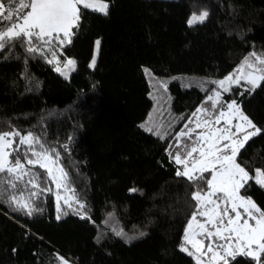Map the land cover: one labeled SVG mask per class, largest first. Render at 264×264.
Instances as JSON below:
<instances>
[{"label":"trees","instance_id":"16d2710c","mask_svg":"<svg viewBox=\"0 0 264 264\" xmlns=\"http://www.w3.org/2000/svg\"><path fill=\"white\" fill-rule=\"evenodd\" d=\"M103 1L107 16L80 7L73 42L58 53L77 62L69 80L19 45L0 52V131H32L59 152L86 213L81 218L74 202L61 204L67 215L57 220L55 184L33 168L41 188L52 191L41 193L35 203L42 210L30 216L9 202L11 189L0 195V264H60L59 256L73 264H196L180 250L195 202L169 156L175 134L161 139L140 127L154 108L150 79L234 73L254 50L264 51V0ZM203 10L207 20L190 27V16ZM169 89L182 123L210 94L179 82ZM241 91L233 87L223 102L235 99L261 129L237 158L253 175L264 170V82ZM241 191L264 210V189L251 181ZM230 264L254 262L237 257Z\"/></svg>","mask_w":264,"mask_h":264},{"label":"snow or ice","instance_id":"6c2138e0","mask_svg":"<svg viewBox=\"0 0 264 264\" xmlns=\"http://www.w3.org/2000/svg\"><path fill=\"white\" fill-rule=\"evenodd\" d=\"M79 5L108 15L109 4L96 3L94 0H0V52L19 45L29 55L46 58L47 63L54 65L56 72L68 78L70 72L75 70L76 61L66 58L61 66L58 53H62L73 42V29L79 28L81 19ZM208 16L207 10L193 13L187 24L191 27L204 23ZM95 46L98 52L100 40L95 41ZM95 65L96 58L93 57L90 66ZM261 82H264V57L252 53L236 72L208 83L218 86L224 93L232 91L235 85L243 89L239 94L244 95L245 91L254 92ZM154 87L166 93L167 82L159 81ZM205 91L212 92L207 97L211 102V110L204 105L198 107L192 113L195 127L189 128V124L193 123L189 120L183 125V130L177 133V141L186 138L182 145L183 152L177 150L174 155L169 152L173 162L182 166L176 175L185 177L191 183L193 191L190 198L195 202L180 250L194 256L196 264H230L237 257L250 258L254 264H261L264 255V210L246 191L242 195L241 190L246 188L250 180L264 189V170L256 168L250 175L247 166L237 162L245 143L259 134L261 129L235 99L224 103L221 91ZM154 98L158 103L168 99L165 96ZM151 120L152 117H149ZM221 121H224V126L215 127ZM233 121L237 122L234 124ZM140 127L161 138L168 134L166 130H161L163 125L155 129L145 124ZM201 128L205 130L193 136L196 129ZM177 147L179 149L181 145ZM36 167L44 170L57 189L56 219L67 215L61 207V200L68 208H73L74 202L78 205L75 211L85 218V204L70 189L68 173L60 162L59 152L46 148L40 137L32 131H0V185H7V188H0V195L11 189L8 192L9 202L15 205L17 211L29 216L42 210L35 203L41 193L52 191L51 188H41L39 175L32 171ZM61 188L65 191L63 197L59 193ZM25 189L27 195L24 194ZM69 192L72 195H68ZM198 216L206 219L202 222ZM116 234L124 235L122 232ZM187 245L191 246V250ZM57 259L60 264H69L63 256Z\"/></svg>","mask_w":264,"mask_h":264},{"label":"rangeland","instance_id":"374dc122","mask_svg":"<svg viewBox=\"0 0 264 264\" xmlns=\"http://www.w3.org/2000/svg\"><path fill=\"white\" fill-rule=\"evenodd\" d=\"M94 2H96V3H108V2L103 1V0H94ZM78 7H83V6H82V5H79ZM88 10L93 11V10H91V9H88ZM24 11H27V10H24ZM93 12H96V11H93ZM97 13H99V12H97ZM99 14H101V13H99ZM102 15H103V14H102ZM206 20H207V19H206ZM197 24H200V23H197ZM194 25H196V24H194ZM99 48H100V46H99ZM252 53H256V55L261 56V57H264V51L254 50ZM252 53H251V54H252ZM250 56H251V55H250ZM250 56H249V57H250ZM94 57L96 58V63H97V60H98V57H99V51L97 52L96 48H95ZM58 59H59V61H60L61 66H63V64L65 63V61H64V62L61 61V59H60L59 57H58ZM69 59H74V58H69ZM74 60H75V59H74ZM75 61H76V60H75ZM243 63H244V62H243ZM243 63H242V64H243ZM242 64H241V65H242ZM51 65H52V64H51ZM90 65H91V64H90ZM241 65H240L238 68H240ZM52 66H53V68H54V65H52ZM95 67H96V65H95ZM95 67H91V66H90L91 69H94ZM238 68H237V69H238ZM76 69H77V62H76V65H75V70L70 72V74L68 75V78H65V76L61 75V74L58 73V72H56V73H58V74H59L60 76H62L64 79L69 80V79L71 78L72 74L76 71ZM54 70H55V68H54ZM246 71H247V69H246ZM235 72H236V71H235ZM222 79H224V78H222ZM212 80H220V79H213V78H206V77H188V76H186V77L175 76V77H169V78H157L156 80L150 79V84H151V94H150V97H151V99H152L153 102H154V108H153V110L151 111V114H150V116H149V117H152L151 122L149 121V118H148L143 124H145L146 126H149V127H153L154 129H155L156 126L163 125V127H162L161 130H162V131L166 130L168 134H167L164 138L159 137V138H161V139L168 138V137H170L173 133L175 134V137H176V136H177V133H178L179 131L183 130V125H184L185 123H187L189 120H192V121H193L192 124H189V128H194V127H195V118H194L193 116L188 117V118L184 121V123H182L183 120H184V115H183V114H179V113H177L176 111H174V110L172 109V101H171V97H170V89H169V85H170L171 83L179 82V83H182V85H183V87H184L185 89L198 88V89H200L203 93L207 92V91H205V89H209V90H211V89H216V90L221 91L222 101H223V96H224L226 93H224V92L222 91V89H219L218 86H216V85H212L211 83H208L209 81H212ZM159 81L167 82V91H166V93L163 92V90H159V91H158V90H157V87H154V85H157ZM242 84H244L243 81H242ZM211 87H212V88H211ZM233 87H236V86L233 85L232 88H233ZM209 93H210L209 95L212 94L211 91H210ZM160 96H165V97H167L168 99L166 100V102H165V100L162 99V100H160L159 103H158L157 99L154 98V97H160ZM210 105H211V102L207 100V104L204 105V106H205V107H208V108L211 110ZM212 119L214 120V117H212ZM236 122H237V121H233L234 124H235ZM179 125H181V126L179 127ZM223 126H224V121H221L219 125H215V127H223ZM178 127H179V128H178ZM177 128H178V130H176ZM144 129H145V128H144ZM145 130H146V129H145ZM204 130H205V129H203V128H201V129H196V133H193V136H195L197 133L202 132V131H204ZM233 130H234V129H233ZM146 131H147V130H146ZM147 132L150 133V134L155 135L154 132H149V131H147ZM257 135H258V134H257ZM257 135L251 137V138L245 143V145H246V144H247L252 138L256 137ZM155 136H156V135H155ZM156 137H158V136H156ZM185 139H186V138H181L180 141H177V139L175 140V143H174V145H175V152H176L177 150L183 152V147H182V145H183ZM178 144L181 145V147H180L179 149H178V147H177ZM245 145H244V147H245ZM244 147H243V148H244ZM243 148H242V149H243ZM242 149L240 150V152L242 151ZM239 154H240V153H239ZM194 155H195V154H194ZM237 158H238V157H237ZM237 162H238V161H237ZM180 167H181V169H182V166H180ZM251 181L254 182V180H250L249 182H251ZM249 182H248V183H249ZM56 192H57V189H56ZM59 193H60V195L63 197V196L65 195V191H64V189L61 188V189L59 190ZM241 194H242V191H241ZM68 195H72V193L69 192ZM242 195H243V194H242ZM61 204H63V200H61ZM197 218H198V220H201L202 222L206 219V218H202V217H199V216H198ZM197 238L199 239L200 237H197ZM207 243H208V241L206 240V241H205V245H207ZM187 247H189V249L191 250V246H190V245H187ZM185 253H186V252H185ZM191 257H192V258L195 260V262H196L195 257H194V256H191ZM69 264H73V263L69 261Z\"/></svg>","mask_w":264,"mask_h":264}]
</instances>
